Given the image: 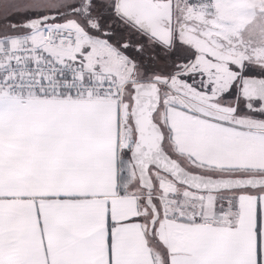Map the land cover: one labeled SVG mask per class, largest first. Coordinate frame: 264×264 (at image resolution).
Returning a JSON list of instances; mask_svg holds the SVG:
<instances>
[{
	"label": "snow or ice",
	"instance_id": "1",
	"mask_svg": "<svg viewBox=\"0 0 264 264\" xmlns=\"http://www.w3.org/2000/svg\"><path fill=\"white\" fill-rule=\"evenodd\" d=\"M0 264H264V0H0Z\"/></svg>",
	"mask_w": 264,
	"mask_h": 264
}]
</instances>
